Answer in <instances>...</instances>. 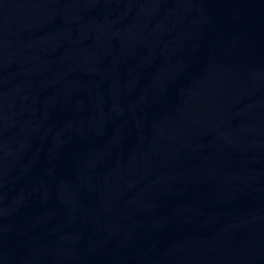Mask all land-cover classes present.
Returning a JSON list of instances; mask_svg holds the SVG:
<instances>
[{
	"label": "water",
	"instance_id": "obj_1",
	"mask_svg": "<svg viewBox=\"0 0 264 264\" xmlns=\"http://www.w3.org/2000/svg\"><path fill=\"white\" fill-rule=\"evenodd\" d=\"M0 264H264V0H0Z\"/></svg>",
	"mask_w": 264,
	"mask_h": 264
}]
</instances>
